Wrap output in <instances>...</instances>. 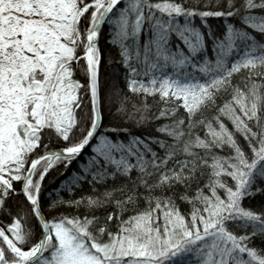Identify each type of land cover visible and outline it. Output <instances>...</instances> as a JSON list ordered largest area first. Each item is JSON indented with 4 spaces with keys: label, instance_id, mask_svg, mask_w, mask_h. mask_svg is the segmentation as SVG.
<instances>
[{
    "label": "snow or ice",
    "instance_id": "obj_1",
    "mask_svg": "<svg viewBox=\"0 0 264 264\" xmlns=\"http://www.w3.org/2000/svg\"><path fill=\"white\" fill-rule=\"evenodd\" d=\"M257 194L264 0H0V264H264Z\"/></svg>",
    "mask_w": 264,
    "mask_h": 264
},
{
    "label": "trees",
    "instance_id": "obj_2",
    "mask_svg": "<svg viewBox=\"0 0 264 264\" xmlns=\"http://www.w3.org/2000/svg\"><path fill=\"white\" fill-rule=\"evenodd\" d=\"M221 22H222L221 19H213L211 21V23L214 26ZM99 44H100L102 53H104L107 58L102 61V77L104 81L107 82V84H112L113 82L118 84L119 88L122 90V95L129 97V100L125 102L126 111L131 112V102H136L138 104L140 101V97L135 94L128 93L127 91L125 82L122 77L124 69L119 64L116 63V61L119 59L117 48L109 43V37L107 35L106 26H105L104 31H102L100 35ZM108 60H111L112 63L108 64L107 63ZM103 91L104 89L102 88V95H103ZM147 103L152 106L147 113L148 116H151L153 113L156 112L157 108L159 107V104H157L155 102V99L151 96L147 98ZM118 107H119V101L115 100L110 110L105 108L104 111H105V123L106 124L110 123L114 126H119L121 128H125V127L131 128L133 131L137 132L138 134L141 132H143L144 134H150L154 130L155 123H159L158 121L153 122L151 120H148L145 123L137 126L135 124L134 119H128L124 112H118L117 111ZM52 175L54 176L55 173H53ZM44 183H45V188H48L51 186L53 181L51 177H48L46 178ZM81 194L83 193H79V192L77 193V195H81ZM61 195L63 196L65 194L62 192ZM42 203H46V201H42ZM245 204L246 206L259 211L262 208H264V195L257 194L251 200H246ZM61 210H63L66 214L72 213L73 211L72 208H69L67 206H61ZM45 214L46 215L51 214V211L47 207H45ZM0 219H3V218L0 217Z\"/></svg>",
    "mask_w": 264,
    "mask_h": 264
},
{
    "label": "water",
    "instance_id": "obj_3",
    "mask_svg": "<svg viewBox=\"0 0 264 264\" xmlns=\"http://www.w3.org/2000/svg\"><path fill=\"white\" fill-rule=\"evenodd\" d=\"M100 40V39H99Z\"/></svg>",
    "mask_w": 264,
    "mask_h": 264
}]
</instances>
